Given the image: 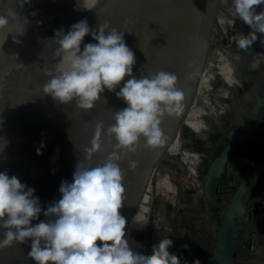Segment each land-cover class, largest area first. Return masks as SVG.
Masks as SVG:
<instances>
[{
  "label": "clouds",
  "instance_id": "obj_1",
  "mask_svg": "<svg viewBox=\"0 0 264 264\" xmlns=\"http://www.w3.org/2000/svg\"><path fill=\"white\" fill-rule=\"evenodd\" d=\"M28 2L17 0L20 7ZM232 6L238 18L251 29L246 35L238 33L234 37L236 45L248 51L258 35L264 36V0H232ZM0 12H3L0 30L7 27L10 19L16 20V34L24 35L26 18L21 24L13 9ZM88 35L96 43L83 44L82 49ZM54 38H58L56 55L66 57L65 68L44 84L45 95L59 104L75 101L77 108L91 110L105 90L114 92L123 82L116 96L127 107L114 112L115 123L107 129V135L117 141L113 151L103 162L95 166L89 163L101 150L103 122H98L91 147L84 150V159L77 162L72 181H61V198L46 209L34 195V188L21 183L15 175L0 172V229L4 230L0 249L14 243L27 244L30 240L27 256L36 264H181V259L169 252L173 244L169 238L153 245L151 255L141 254L130 246L125 231L127 222L120 214L126 190L119 166L127 153L137 151L141 136L145 147L165 143L162 121L179 116L184 109V93L177 88L178 77L165 71L134 76L135 53L126 45L124 32L107 22L94 30L84 19L73 24L67 33L57 31ZM6 39L7 36L4 43ZM13 40L21 42L16 36ZM260 43L264 45V39ZM6 145L7 141H0V152ZM37 154H42L40 148ZM136 167L137 161H129V170ZM41 214L47 219L40 220ZM193 264L200 261L197 259Z\"/></svg>",
  "mask_w": 264,
  "mask_h": 264
},
{
  "label": "bare ground",
  "instance_id": "obj_2",
  "mask_svg": "<svg viewBox=\"0 0 264 264\" xmlns=\"http://www.w3.org/2000/svg\"><path fill=\"white\" fill-rule=\"evenodd\" d=\"M140 1L142 0H60L53 1L42 12L36 9L38 5L34 1L26 3L18 9H14L13 5L8 7L20 17L27 13H34L37 17L25 25V33L22 36L16 34L17 30L0 34V45H2L0 46V141H7L6 147L0 152V168H4L11 158L37 151L40 148L42 154L38 155L36 152L35 155L37 158L39 156L46 157L47 163L34 166L30 161L29 173H23L17 178L21 183L35 189L34 195L39 197L44 209L61 198L59 192L61 181L71 182L76 166L73 164L61 167L59 163L56 164L57 160L68 158L65 154L63 156H44V153L66 149L67 140L81 134L95 132L98 122H103V128L108 127L115 121L114 112L127 107L125 102L116 96V92L119 91L123 82L114 92L105 90L91 110L77 108L75 101L59 104L51 96L43 93L44 84L65 68L63 60L66 57L56 55L58 38H54L55 33L59 30L67 33L73 24L84 19L94 30H98L99 24L107 22L112 27L124 32L126 45L135 53L136 64L133 67V75L137 78L141 75L149 76L153 72L156 60H158L155 54L154 31L156 29L152 24L150 34L148 33V37H146L148 40H146L142 57L136 46L137 14ZM157 6L158 3L156 8ZM158 9H155L153 15L156 27L160 26L162 22ZM250 31L251 29L247 25L240 33L247 34ZM6 36L7 39L4 43ZM14 36L21 42H14ZM87 43H96V41L92 39L91 35H88L84 38L81 48L83 49V44ZM256 43L260 44V41L257 40L254 44ZM146 52L149 56L148 67H146ZM32 98L33 101H31ZM171 118L172 116L166 117L160 127L169 123ZM109 154L92 159L89 163L95 166L103 162ZM151 155L152 147H145V140L141 136L137 151L127 153L126 157L119 161V166L124 173L125 195L130 191L126 185L129 174L135 175L137 169L144 173V169L147 168V164L151 160ZM131 160L138 162V167L134 170H129V161ZM55 161L57 162L54 163ZM140 165H143L142 168ZM162 178L164 189L167 192L176 193L175 186L170 185L169 174L166 173ZM174 196L171 198L175 201ZM138 200H140L139 197ZM120 214L124 216L123 204ZM39 219L46 220L47 218L41 214ZM38 222L33 221V224ZM145 228L147 229L146 225ZM3 231L0 229V239L3 238ZM125 231L126 238L129 239L131 233L129 222L126 223ZM30 245L31 241L29 240L27 244L14 243L11 247L0 249V264H36L27 256ZM146 249L148 250L147 255H150L148 245H146Z\"/></svg>",
  "mask_w": 264,
  "mask_h": 264
},
{
  "label": "crops",
  "instance_id": "obj_3",
  "mask_svg": "<svg viewBox=\"0 0 264 264\" xmlns=\"http://www.w3.org/2000/svg\"><path fill=\"white\" fill-rule=\"evenodd\" d=\"M7 1L0 0V6ZM154 5L152 0L139 2L137 21L145 20L146 37L151 31L152 24L153 28H156L152 12ZM235 16V12H233L234 18L225 13L222 17V20L225 21L223 23L226 26L234 24ZM241 24L245 23L242 21ZM148 27H150V31H148ZM261 39H264V36L258 35V42ZM234 46L240 49L236 44ZM255 46H258V50L251 53L248 58L254 63V70L247 76L244 72L235 69L237 68L235 63L238 64L242 59V54L236 57L237 62L235 63L222 60V64L226 67H224L225 71H228L230 77H234L235 80L234 84L226 86L222 94L225 107L219 115L213 120H199L196 124L192 119L194 120L192 121L194 122L193 130L188 136L190 137L188 141L199 150L196 158L198 164H194L192 172L203 178L204 185L201 190L189 185L188 188L191 189L183 191L189 194V198H192L188 201V198L185 197L184 201L196 207L200 206L202 211L198 212V217L197 214L193 215L191 212L184 213L182 224L187 228L188 226L192 227L191 234L187 235L185 233L187 228L182 225L173 228L176 229L175 233H183V241L172 244L169 247V252L176 254L181 259V264H193V261L197 259L200 264H223L224 258L222 257L228 254L229 264H264V216L252 230L246 228L244 220L247 198L251 193L255 179L260 175V169L264 162V148L263 151H255L252 156L247 158L250 162L248 163L245 153L246 142H243L221 171L215 173L217 162L223 152L247 134L255 116L264 107V45L256 43L252 48ZM247 77H252V80L248 79V81ZM257 133L261 137L264 147V121L258 127ZM179 143L183 145L184 138ZM190 156L195 157L196 155L191 154ZM209 178L210 184L207 187L206 181ZM217 184L218 190L215 192L213 187ZM207 202L212 206V216L209 222H206L205 216L202 220L203 216L201 215L205 213ZM217 206L220 213L215 215L214 208ZM227 217L231 219V223L226 233L221 256L218 250V238ZM252 233L257 234V250L250 251L238 247L237 251L233 253V249Z\"/></svg>",
  "mask_w": 264,
  "mask_h": 264
},
{
  "label": "water",
  "instance_id": "obj_4",
  "mask_svg": "<svg viewBox=\"0 0 264 264\" xmlns=\"http://www.w3.org/2000/svg\"><path fill=\"white\" fill-rule=\"evenodd\" d=\"M31 1L36 2L38 5L36 9L42 12V10L50 6L53 1L60 0H29V2ZM7 2H10V4H3L0 7V11H4L6 8L12 5L14 9L20 8V5L19 3H17V0H8ZM156 2L158 3V13L162 19V22L160 23V26H157L155 28L156 31H154V37L156 41L155 54L158 57V60H156L153 67V72L151 74H155L159 71H165L176 74V76L178 77L177 88L182 90L184 93V109L183 112L179 114V116L173 115L171 121L161 128L164 136L166 137V141L163 145L152 148V158L147 164V170L144 173L140 171L142 176H145L146 174L150 173L151 168L154 167L159 160V152L162 150L163 147L165 149V147L173 143L172 141L179 134L182 125L188 118V115L197 96L198 89L202 80L204 68L210 49V44L213 37L214 25L217 19V15L220 12L221 6V0H154V4H156ZM2 14L3 12H0V15ZM36 17L37 16L34 13L24 14L19 18V23H23V18H26L28 22H31L36 19ZM15 30H17V21L10 19L7 27L0 30V34L12 32ZM257 50L258 46H255L248 51H244L245 59H248L249 55L253 52H256ZM31 101H33V98L31 99ZM263 116L264 107L262 108L261 112L255 116L247 134L241 140H238L231 144L223 152L221 158L217 162L215 173L221 171V169L226 165L230 157L234 154V152L239 148V146L243 142H246V159L250 157L252 139L254 137V133L257 132L258 127L262 123ZM114 123L115 121L109 126L114 125ZM108 127L103 128L101 136V150L94 154L92 159H95L105 154H109L113 151L114 145L117 143V141L114 137H109L107 135ZM94 134L95 132L90 134H81L80 136L71 138L66 141L65 146L67 148H63L65 150L57 149V151H53L48 154L45 152L44 156H63L65 154V156L68 157L67 159H60L57 160L58 162L55 161L54 163H59V166L61 167L77 164L79 160L84 159V150L86 148L91 147V140L93 139ZM257 139L261 143L260 150L263 151L264 147L262 145L261 138L257 137ZM36 152L37 151H31V153H24L11 158L10 160H8L4 168H0V172L6 171L10 177L13 175L19 177V175L23 173H29L30 161L34 166L40 165L42 163H47V158L42 156H39L37 158V156L35 155ZM247 162L250 163L248 159ZM138 170L140 169L135 170V177ZM263 170L264 162L262 163L260 169V175L257 179H255L251 193L248 196L247 202L245 204V226L250 230H252L255 225L248 222L250 217L249 207L253 202L259 201L261 199L259 196H254L253 198H251V195L257 180L262 175ZM135 177L131 181V186L133 188L134 185V188L137 189L139 186L134 184ZM209 184L210 178L206 181V186L209 187ZM213 188L216 192L218 190V184ZM134 192L135 191L133 190L132 194ZM205 215L206 219L210 220L212 216L211 203H206ZM230 223L231 219L229 217L225 218V221L222 225V231L218 238V250L221 256L224 246V240L226 238V233L230 228ZM242 242H240L239 245L233 249V253L237 251V248L240 247V244ZM228 255L222 257L224 258L223 264H229Z\"/></svg>",
  "mask_w": 264,
  "mask_h": 264
},
{
  "label": "rangeland",
  "instance_id": "obj_5",
  "mask_svg": "<svg viewBox=\"0 0 264 264\" xmlns=\"http://www.w3.org/2000/svg\"><path fill=\"white\" fill-rule=\"evenodd\" d=\"M10 2H4L3 4H10ZM222 2H224V0H221L220 6L221 10L224 9L223 12H228V14L233 12V8L231 6L222 7ZM156 5L157 2L154 7L152 6L153 13H155ZM237 18L238 16L235 19ZM144 21H137L138 33L136 35V46L139 49L142 57L146 40H148L146 38L147 34L145 33L146 28ZM223 21L224 19L222 20L221 15L220 23L225 29L220 26L221 28L219 27L218 30H213L214 38L212 37V42L209 49V58L206 61L201 80V83L204 82V87L202 88V90H205L206 87L221 78L226 82L224 88H226L227 85L234 84L235 78L230 77L229 72L225 71L226 67L222 64V60H226L227 55L230 58L232 57L233 59H236V57L239 56L240 52L243 51L241 49L235 48V42H232V39H234L233 37H236L237 31L240 29V25L236 26V24H233L230 26H226L224 24L225 21L224 23ZM148 31H150V27L148 28ZM145 58H147L146 67H148V52H146ZM227 61L232 63L234 62V60ZM236 67H238V69L244 72L245 76H247L251 72H253L252 70H254V63H252L249 59H246L241 63H238ZM246 79L252 80V77H247ZM195 116L197 115H188L187 120L182 125L181 131L172 141L173 143L165 147V149L163 147L159 152V160L157 164H155V166L151 168L150 173L142 176L140 170H138L136 177L133 173H130L128 176L129 180H127L126 185L130 189V191H128L125 195V201L123 202V214L125 219L127 220V223H130L131 233L128 239L129 244L134 251H138L141 254L147 255L148 250L146 249V245H148L151 255L153 245L158 244L159 241L164 238H169L171 240L173 239L174 243H176L177 241H183V233L176 232L178 233L176 234L174 231L176 229L173 228L179 225H182L184 227L186 226L182 224L183 216H185L184 213L191 212L193 213V215L197 214L198 217V212L202 211V208L200 206L196 207L193 206V204L186 203V201H184L185 197L188 198V201H190L192 198H189L188 193L183 192L185 190L191 189L188 188L192 181V175L189 174V171L193 170L194 164H198L196 158L199 150L197 149V147L195 148V145H192V143H189L188 141V138H190L188 136L190 135V133H192L193 123L195 122L192 119L195 118L198 121L200 120ZM210 120H213V118H211ZM183 138L184 144L181 145L179 142ZM191 154L196 156L189 157V155ZM142 166L143 165H140L141 168ZM146 170L147 168L144 169V172ZM166 173L169 174L170 185L175 186L176 193H173L171 191L167 192L164 189V181L162 177ZM134 177V184L139 186L137 189L134 188V185L133 188L131 186V181ZM133 190L135 192L132 194ZM171 196L175 197V201L171 198ZM138 197L140 200H138ZM217 210L218 207L214 208V211ZM201 215L203 216H201L202 220H204V216L206 217L205 213L204 215ZM209 221L210 220H207L206 222ZM145 225L147 226V229L145 228ZM185 233L187 235L191 234L192 227L188 226L187 230H185ZM252 235L257 236V234L254 233ZM100 243V241H97V244Z\"/></svg>",
  "mask_w": 264,
  "mask_h": 264
},
{
  "label": "built area",
  "instance_id": "obj_6",
  "mask_svg": "<svg viewBox=\"0 0 264 264\" xmlns=\"http://www.w3.org/2000/svg\"><path fill=\"white\" fill-rule=\"evenodd\" d=\"M220 13H221V7H220V12L217 15V19H216V22L214 25V31L218 30L220 26L222 27V24L220 23V16H221ZM241 22H242V20L237 18L235 23H234V24H236V26L240 25V29L238 31L236 30L237 31L236 36L238 33H240L242 31V29L244 27L247 26V24H241ZM223 29H225V28H223ZM213 38H214V36H213ZM232 42H234V39H232ZM240 54H242V59H240L238 63H241L242 60H246L244 57V50L242 52H240ZM208 58H209V53H208L207 59ZM226 60H230V61L234 60V63L237 62L236 59H233L232 57L230 58L228 55L226 56ZM235 65L237 66L238 64L235 63ZM237 69H238V67H237ZM225 85H226L225 80L221 78L218 81L216 80V82H214L213 84L206 87L205 90L201 89L200 92L197 94L195 100H194V103L191 107L189 114L191 116L197 115L195 117L199 118L200 120H202V119L210 120L211 118H215L216 116H218L219 113L222 111V109L225 107L224 102L222 100V94L225 90V88H224ZM203 87H204V84H203ZM194 120H195V124H196L198 120L195 118H194ZM263 121H264V116H263L262 122ZM257 137H260V136L256 132V133H254V137L252 139L250 156H252V154L255 151L260 150L261 143L259 142ZM245 153H246V150H245ZM189 174L192 175V181H191L190 185L194 186L198 190H201L202 186L204 185L203 178H201L199 175H197L196 173H194L192 171H189ZM254 196H259L261 199L259 201L253 202L250 205V207H249L250 217H249L248 222L256 225V223L264 216V170L262 172L261 177L256 182V185L253 189L251 198H253ZM214 213H215V215H217L220 213V210L218 209L217 211H214ZM252 234H250L249 238L240 244V247H239L240 249H247L250 251H254L257 249V247H258L257 236H253ZM172 241L174 244L173 239H172Z\"/></svg>",
  "mask_w": 264,
  "mask_h": 264
},
{
  "label": "trees",
  "instance_id": "obj_7",
  "mask_svg": "<svg viewBox=\"0 0 264 264\" xmlns=\"http://www.w3.org/2000/svg\"><path fill=\"white\" fill-rule=\"evenodd\" d=\"M224 6H231L232 8H233V6H232V0H224V2H222V7H224ZM224 11V9L223 10H221V15H222V17H223V15H225V13H227L228 14V12H223ZM233 12H235L234 11V9H233ZM233 12H231L230 14H228L230 17H233ZM237 17V15L235 16V18ZM235 21H236V19L233 21L234 23H235ZM233 25V24H232ZM203 82L202 83H200V87H199V89H198V93L200 92V90H201V88H202V86H203ZM197 93V94H198ZM234 104H235V102H234ZM218 207V206H217Z\"/></svg>",
  "mask_w": 264,
  "mask_h": 264
}]
</instances>
